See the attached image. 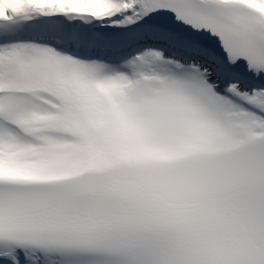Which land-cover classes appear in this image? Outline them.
I'll return each mask as SVG.
<instances>
[{"label": "snow or ice", "instance_id": "6c2138e0", "mask_svg": "<svg viewBox=\"0 0 264 264\" xmlns=\"http://www.w3.org/2000/svg\"><path fill=\"white\" fill-rule=\"evenodd\" d=\"M0 264H264V0H0Z\"/></svg>", "mask_w": 264, "mask_h": 264}]
</instances>
